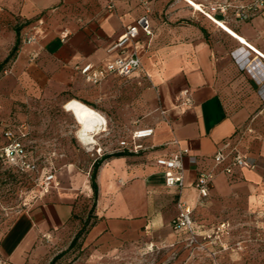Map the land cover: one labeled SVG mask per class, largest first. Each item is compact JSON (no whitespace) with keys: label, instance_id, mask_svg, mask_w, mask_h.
I'll return each instance as SVG.
<instances>
[{"label":"crops","instance_id":"obj_1","mask_svg":"<svg viewBox=\"0 0 264 264\" xmlns=\"http://www.w3.org/2000/svg\"><path fill=\"white\" fill-rule=\"evenodd\" d=\"M192 1L205 5L214 0ZM106 3L107 0H0V48L11 50L17 30L22 41L23 34L43 20L38 30L42 35L35 43L20 45L12 62L15 70L28 65L37 71L35 76L22 73L21 83L72 95L118 130L133 133L146 127L154 129L152 137L142 142L147 151L107 159L96 176V222L88 241L136 244L150 232L171 228L177 214L178 196L165 186L155 159L169 156L180 147L197 156L201 166L211 165L220 144L248 121L257 110L258 99L264 100V82L255 79L257 71L264 67V58L237 43L255 55L243 66L251 76L248 87L240 88L227 77L230 62L224 48L209 40L210 30L198 24L196 11L184 0H118L112 12L106 10ZM145 9L150 12L151 36L140 33L138 39L142 68L129 77L110 76L97 85L86 83L79 71L83 65H102L130 52L129 45L112 48ZM225 24L264 54V13L248 22ZM65 32L68 36L62 41ZM183 90L189 91L191 106H180L179 94ZM240 90L243 92L238 97H244L232 98V92ZM142 107L147 111L142 113ZM161 111H165L168 121ZM123 115L127 116L124 121H112L113 116ZM241 149L257 168L243 170L233 178L218 175L209 197L213 202H241L246 208L248 199H264V121L256 120L255 133L245 138ZM90 170L68 165L57 171L58 188L20 213L1 235L0 260L28 264L45 236L58 235L66 229L83 213L86 204H90L88 213L93 195ZM196 171L185 165L181 199L192 207L196 205Z\"/></svg>","mask_w":264,"mask_h":264},{"label":"rangeland","instance_id":"obj_2","mask_svg":"<svg viewBox=\"0 0 264 264\" xmlns=\"http://www.w3.org/2000/svg\"><path fill=\"white\" fill-rule=\"evenodd\" d=\"M195 15L198 24L210 30L209 40L224 48L230 62L228 79L240 88L248 87L251 76L243 66L254 60L255 55L239 47L202 13L195 12ZM41 32L37 33V38ZM9 51L8 47L0 48V63ZM12 66V62L7 64L0 73V153L9 143L3 136L4 130L9 128L37 171H21L0 161V237L20 213L44 195L41 177L49 167L57 171L68 165L91 168L98 159L96 148H101L103 154L111 152L131 133L118 130L115 124H107L106 131L95 136V145H82L76 138L78 125L62 108L73 99L72 95L38 90L34 84L25 85L20 80L22 73L35 76L37 71L28 65L18 70ZM241 92L243 90L232 92V98L242 99L244 96L238 97ZM258 100L257 110L251 116L264 104ZM146 111L147 108L142 107V113ZM126 118L113 116L112 121ZM240 203L213 202L210 198L198 205L193 212L195 239L176 234L171 228H161L159 233L150 232L136 244L101 239L90 242L87 235L70 247L87 216L90 204H86L72 224L38 244L39 249L34 251L28 264H50L56 256L60 257L54 264H264V199H248L246 208Z\"/></svg>","mask_w":264,"mask_h":264},{"label":"built area","instance_id":"obj_3","mask_svg":"<svg viewBox=\"0 0 264 264\" xmlns=\"http://www.w3.org/2000/svg\"><path fill=\"white\" fill-rule=\"evenodd\" d=\"M116 1L118 0H107L106 10L108 12H112L115 9ZM143 4L146 5L147 3L143 2ZM200 6L203 9L201 13L212 23L215 22L214 19L223 23H244L264 13V0H214ZM149 13V9H145L144 15L135 24L125 28L124 34L112 48H123L129 45L130 52L128 54L119 55L102 65L93 66L92 64H85L79 68L80 74L86 83L97 85L110 76L129 77L142 68V52L138 39L140 33L151 36ZM43 24V20H38L35 25L31 26L23 34L22 45L35 43L38 30ZM67 36L68 33L65 32L61 36V40L64 41ZM32 58L34 59L35 56H32ZM179 101L182 107L192 105V99L188 90H183L179 94ZM161 115L164 116L165 121H168L165 111H161ZM257 119L264 121V105L245 124L237 128L232 138L220 144L212 156L211 165L207 167L201 166L200 159L197 156L191 155L187 148L178 147L171 155L155 159L154 165L162 170L165 186L174 190L178 196L176 201L177 214L170 224L174 233L184 234L189 238L195 239L196 226L193 212L198 205L205 203L209 199L218 175L233 178L243 170L253 171L257 168L256 162L241 149L245 138L255 133ZM21 127L23 131L26 130L25 126ZM153 134L154 129L151 127L136 130L118 142L115 152L140 155L148 150L142 142L152 137ZM3 136L9 143L1 151L0 161L10 163L21 171H37L35 163L28 159L25 150L21 147L19 139L14 135L13 131L7 128L4 130ZM22 136H25V134H22ZM172 143L178 145L177 141H173ZM95 155L98 158L104 155L101 148L95 149ZM186 164L195 167L197 170L193 182V188L196 191V205L194 207L181 199L182 190L185 185ZM56 172L57 170L54 167H49L45 173L43 172L41 185L44 194L49 193L51 189L58 188L59 182L56 179ZM44 238L47 239L49 237L45 236ZM0 264L7 263L0 260Z\"/></svg>","mask_w":264,"mask_h":264},{"label":"bare ground","instance_id":"obj_4","mask_svg":"<svg viewBox=\"0 0 264 264\" xmlns=\"http://www.w3.org/2000/svg\"><path fill=\"white\" fill-rule=\"evenodd\" d=\"M184 1L188 5H190L194 9V11L200 13L201 11H203V9L198 3H195L192 0H184ZM214 20L215 22L213 24H215L220 31L227 34L229 37H231L234 41H236L240 45L249 48L255 54L264 58V54H261L252 45H250L243 36L235 33L233 30H231V28H229L227 24L216 19ZM255 79L258 82H264V67H261L260 70L257 71V75L255 76ZM64 110L69 114H71L74 121L78 125L79 130L76 133V138L82 145L88 147L95 145V136L103 131H106L107 121L105 117L102 114H100L98 111L80 102L79 100L71 99L67 101L64 104Z\"/></svg>","mask_w":264,"mask_h":264},{"label":"trees","instance_id":"obj_5","mask_svg":"<svg viewBox=\"0 0 264 264\" xmlns=\"http://www.w3.org/2000/svg\"><path fill=\"white\" fill-rule=\"evenodd\" d=\"M235 43H237V42L235 41ZM20 45H21V40H20V36H19V30H17V32H16V41H15L14 46L12 47V49L10 50V52L8 53L6 58L0 63V73L4 70V68H5V66L7 64L13 62V60L15 59L16 54H17V52L19 50ZM84 104H86V103H84ZM86 105L88 106V104H86ZM126 155H128V154L127 153L114 152V153L109 154V155H103L101 158L96 159L92 163L91 170H90V186H91V189H92V192H93L92 205L90 207L89 212L87 213V216H86V218L84 220V223H83L82 227L80 228V230L77 232V234L75 235V237L71 241L70 247L74 246L79 239L84 238L85 236H87L89 231H90V229L92 228V226L96 222V218L94 216V210H95V205H96V200H97V195H98V186H97V183H96V176H97V172H98L99 167L107 159H110L112 157H114V158L123 157V156H126ZM59 257L60 256H56L55 258H53V260L50 262V264H54V262L57 259H59Z\"/></svg>","mask_w":264,"mask_h":264}]
</instances>
